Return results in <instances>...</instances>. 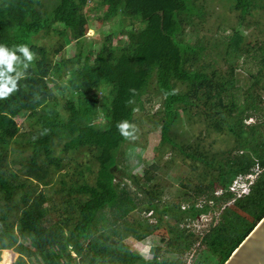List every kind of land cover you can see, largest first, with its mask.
<instances>
[{
    "label": "trees",
    "instance_id": "trees-1",
    "mask_svg": "<svg viewBox=\"0 0 264 264\" xmlns=\"http://www.w3.org/2000/svg\"><path fill=\"white\" fill-rule=\"evenodd\" d=\"M90 1L0 0V45H27L36 55L26 70L20 66L18 90L0 99V260L2 250L13 249V264H187L201 242L191 264H224L264 217V39L255 34H264V0H224L236 24L220 25L229 32L215 54L205 0H94L103 10L99 22L117 24L98 48L86 39ZM120 35L127 38L115 43ZM47 36L55 40L49 46L40 42ZM71 40L75 54L61 55ZM138 111L160 127L159 147L203 164L201 178L212 192L225 191L223 201H231L238 175L262 169L249 194L225 207L204 236L179 222L199 209L208 213L210 204L164 201L149 167L143 182L132 173L146 146L118 125H134L137 135ZM20 115L27 117L21 124ZM195 115L208 135L232 137L236 154L210 156L201 145L186 151L175 129ZM60 147L90 157L67 169ZM136 210L151 212L155 222L130 220ZM154 233L159 256L130 249L146 248Z\"/></svg>",
    "mask_w": 264,
    "mask_h": 264
},
{
    "label": "rangeland",
    "instance_id": "rangeland-1",
    "mask_svg": "<svg viewBox=\"0 0 264 264\" xmlns=\"http://www.w3.org/2000/svg\"><path fill=\"white\" fill-rule=\"evenodd\" d=\"M207 9L210 12V18L208 20L205 34L207 38L211 40L213 45V54L218 50V41L223 39L226 34L229 32L228 29L222 30L220 25L236 24V14L229 10L228 7L223 6L224 0H205ZM91 6L93 9L89 12L91 17V27L87 33L86 39H90L94 41V48H98V46L105 40L106 36L113 27H116V21L112 20L111 22L102 24L99 22L98 17L103 15L102 8L99 5H95L94 0L90 1V5L86 7V11L88 12ZM223 15L221 16L220 14ZM264 20V17H262ZM97 26V28H96ZM264 28V25L262 26ZM246 33L251 32V30H246ZM259 30L256 31V35H260L264 39V34H260ZM254 34V35H255ZM125 36H117L114 41L118 42L119 39H126ZM41 43H45L49 46L51 43L55 42L52 36L41 37ZM76 51V42L70 41L67 45L66 49L63 51L61 55L65 56H73ZM95 56V52H94ZM216 58V56H213ZM238 67V70L242 69ZM240 77L244 80L248 77L247 71L244 70L241 72ZM65 81H60V83H64ZM156 109V108H155ZM154 109V110H155ZM194 114H197L194 112ZM26 115H20L16 118L19 124L23 123L26 120ZM135 118L137 121L138 132L135 135L137 143L142 146H146V150L142 155V162L139 164L133 165L131 171L141 182L143 179V170L145 167H149L154 175L153 185L160 189L162 192V198L164 201L180 204L182 207H189L193 203H196V208H202L206 203L210 204L211 210L208 213H203L202 211H196L197 215L195 219H187L184 217L180 222L181 227H190L193 230V234L197 237L200 235L201 237L209 231L212 225L218 224L221 220V215L225 211V207L231 205L235 198L231 193H227L228 198H233L227 201H223L222 199L225 194H218L219 188H217L214 192V196L217 198H213L211 195L213 192L207 185V182L201 178V173L205 169L203 164L197 162L195 160L187 157L183 152L179 150V148H172L170 145L159 147L161 140V129L159 126H156L153 122L150 121L149 118L144 117V113L142 111L136 112ZM203 116L195 115L193 119H189L188 116H184L181 123L176 127V138L178 142H181L185 145L186 151L193 150L196 146L201 145L197 149L202 152H207L210 156L218 155H228V152L231 151V156L236 154V150H234L236 146L235 140L228 136L217 132H211L210 135L207 134V126H205L202 121ZM249 121H252L250 119ZM204 132H206L205 141L202 139ZM202 134V137L200 136ZM58 153L62 157H64L65 164H69L66 166L67 169H75L76 163L86 162L90 157V153L86 150H80L70 153L61 152V147L58 148ZM65 169V170H67ZM252 174H249L246 180H244L239 186L238 191L242 192L245 187L250 189L251 184H248L249 181L255 182L259 175L262 172V169L258 166H253L251 168ZM64 171V168L62 169ZM132 190H135L136 185L130 181H127ZM147 186V185H145ZM202 188V189H201ZM244 192V191H243ZM234 196H238L234 193ZM222 198V199H221ZM54 215V213H53ZM143 218L149 219L151 222H155L154 214L150 213H140L138 210L133 211L130 214V220L133 218ZM176 223V222H175ZM177 224V223H176ZM164 231L161 232V234ZM158 233V232H156ZM156 233L151 234L148 239L144 242L146 243V248L140 246L139 244H133L130 246V249L133 251L141 252L144 256L149 259H154L159 256V253L162 250L160 235L158 236ZM200 240V238H199ZM31 243L29 242V245ZM201 242H198L194 247L191 255L187 257V264H191L193 262V256L198 247L202 246ZM155 247V251L153 255H150L151 249ZM203 247V246H202ZM150 249V252H149ZM11 252L15 253L14 261L19 256L13 249H9ZM3 254V250H2ZM195 258V256H194ZM2 260V255H1ZM0 260V261H1ZM31 261V258H28ZM33 258V262H34ZM13 261V263H14ZM12 263V264H13Z\"/></svg>",
    "mask_w": 264,
    "mask_h": 264
},
{
    "label": "clouds",
    "instance_id": "clouds-1",
    "mask_svg": "<svg viewBox=\"0 0 264 264\" xmlns=\"http://www.w3.org/2000/svg\"><path fill=\"white\" fill-rule=\"evenodd\" d=\"M17 53H20L23 59H21V56H18ZM35 59V53L32 52L27 45H17L13 49H10L5 45H0V99H6L14 91L18 90L17 82L22 79L25 75L24 71L20 70V66L22 65L23 69L26 70L29 64ZM118 128L121 134L124 135L126 138H135L134 133L136 129L134 125L128 122H123L118 125ZM129 129H131V131H129ZM250 173H253L252 170ZM253 183L254 182H252V184ZM249 192L242 194L241 197L249 194Z\"/></svg>",
    "mask_w": 264,
    "mask_h": 264
},
{
    "label": "water",
    "instance_id": "water-1",
    "mask_svg": "<svg viewBox=\"0 0 264 264\" xmlns=\"http://www.w3.org/2000/svg\"><path fill=\"white\" fill-rule=\"evenodd\" d=\"M224 264H264V217Z\"/></svg>",
    "mask_w": 264,
    "mask_h": 264
},
{
    "label": "built area",
    "instance_id": "built-area-1",
    "mask_svg": "<svg viewBox=\"0 0 264 264\" xmlns=\"http://www.w3.org/2000/svg\"><path fill=\"white\" fill-rule=\"evenodd\" d=\"M255 166H257V165H255ZM250 174H252V173H250ZM249 174H240V175H238V177L234 180V182L231 184V186L229 187V189H228V192H230V193H232V194H234V193H236L238 196H241L242 194H245V193H247V192H249L250 191V189H248L247 187H245L244 189H243V191L242 192H240V191H238L237 189H238V186L244 181V180H246L248 177ZM252 183V181H249V183L248 184H251ZM219 193L218 194H223L225 191L223 190V189H220L219 191H218ZM237 196H234V198H236ZM235 200V199H234ZM233 200V201H234Z\"/></svg>",
    "mask_w": 264,
    "mask_h": 264
},
{
    "label": "bare ground",
    "instance_id": "bare-ground-1",
    "mask_svg": "<svg viewBox=\"0 0 264 264\" xmlns=\"http://www.w3.org/2000/svg\"><path fill=\"white\" fill-rule=\"evenodd\" d=\"M15 258V253L11 252L10 250H4L2 254V260L0 264H12Z\"/></svg>",
    "mask_w": 264,
    "mask_h": 264
},
{
    "label": "crops",
    "instance_id": "crops-1",
    "mask_svg": "<svg viewBox=\"0 0 264 264\" xmlns=\"http://www.w3.org/2000/svg\"><path fill=\"white\" fill-rule=\"evenodd\" d=\"M4 250H7V249H4ZM4 250H3V251H4ZM8 250H9V249H8Z\"/></svg>",
    "mask_w": 264,
    "mask_h": 264
}]
</instances>
